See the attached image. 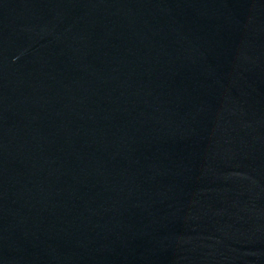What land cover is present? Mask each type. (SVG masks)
<instances>
[{"label": "water", "instance_id": "obj_1", "mask_svg": "<svg viewBox=\"0 0 264 264\" xmlns=\"http://www.w3.org/2000/svg\"><path fill=\"white\" fill-rule=\"evenodd\" d=\"M0 264H264V0H0Z\"/></svg>", "mask_w": 264, "mask_h": 264}]
</instances>
